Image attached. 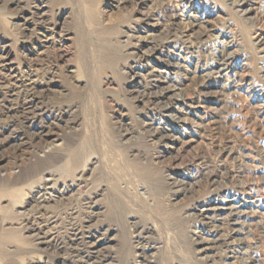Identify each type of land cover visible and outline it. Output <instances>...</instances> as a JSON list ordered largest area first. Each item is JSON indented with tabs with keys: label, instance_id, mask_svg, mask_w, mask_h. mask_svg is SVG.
<instances>
[{
	"label": "rangeland",
	"instance_id": "1",
	"mask_svg": "<svg viewBox=\"0 0 264 264\" xmlns=\"http://www.w3.org/2000/svg\"><path fill=\"white\" fill-rule=\"evenodd\" d=\"M0 264H264V0H0Z\"/></svg>",
	"mask_w": 264,
	"mask_h": 264
},
{
	"label": "bare ground",
	"instance_id": "2",
	"mask_svg": "<svg viewBox=\"0 0 264 264\" xmlns=\"http://www.w3.org/2000/svg\"><path fill=\"white\" fill-rule=\"evenodd\" d=\"M230 62V61H229ZM18 75V74H17ZM26 76V75H25ZM25 92L27 93L28 97L33 98L35 96V93L37 92V85H36V81L35 80H30L28 81V84H26L25 86ZM173 88V87H172ZM35 106H33L32 104H30L29 109L30 110H34ZM9 113V112H8ZM40 139V138H39ZM40 141V140H39ZM43 194V193H42ZM46 198H43V201H46ZM44 203V202H43ZM220 228V227H219ZM81 236V234H80ZM83 239V238H82ZM37 241V240H36ZM94 243V242H93ZM94 258V257H93ZM96 260V259H95Z\"/></svg>",
	"mask_w": 264,
	"mask_h": 264
}]
</instances>
